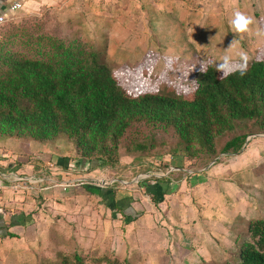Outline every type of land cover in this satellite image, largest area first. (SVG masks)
<instances>
[{
	"label": "rangeland",
	"instance_id": "1",
	"mask_svg": "<svg viewBox=\"0 0 264 264\" xmlns=\"http://www.w3.org/2000/svg\"><path fill=\"white\" fill-rule=\"evenodd\" d=\"M227 1H206L209 19L220 21L214 28L213 23H209L207 30L209 33L213 29L228 32L230 39L241 47L237 56H231L232 61L242 62L240 54L246 53L250 62L259 57L258 50L264 45L260 26L261 17L264 18V0H250L247 9L241 6L239 13L252 21L245 33L235 31L230 20L237 12L224 6ZM93 8L94 0L27 1L24 8L1 27L0 49L3 53H31L28 40L34 48L38 40L47 37L66 43L78 40L87 49L105 56L114 68L128 65L131 82L138 84L141 78L142 87H145L150 79L138 76L143 55L141 59V55H129L124 62L118 59L120 63L115 61V55V59L108 58L104 21ZM209 33L204 31L207 36L198 51L185 55L208 53L217 66L222 62L219 56L224 54L223 44ZM171 57L180 60L176 61L177 66L184 63L183 59H189L182 55ZM167 69L164 60L159 59L152 70L153 78L158 79L162 74L163 79H173L172 72ZM252 123L242 121L235 131L218 137L213 157L201 152L191 157L172 154L171 149L177 141L172 128L161 131L140 121L134 123L122 139L117 163L82 164L79 171H68V166L62 164V157H77L74 146L67 139L58 137L47 142L48 155L40 172L33 160L30 161L37 151L30 150L28 139L13 137L15 142L12 141L9 152L23 157V161H27L23 165L33 164L36 176L30 181L17 178L9 183L23 186L19 189L23 200L18 205L3 208L22 215L25 224L15 228L17 237L6 238L0 234V264H64V257L71 259L74 253L82 256L87 264H110L104 262V257L122 258L120 248L124 246L127 260L124 264H236L239 244L251 239L249 221L264 218V131ZM238 132L249 133L246 143L236 153H222L220 149L226 139ZM7 138L9 136H0V142ZM133 141L144 142L147 146L153 141L154 147L147 152H128L126 148ZM162 176L170 177V191L162 202L154 204L143 182ZM194 177H200L202 182L191 179ZM85 186L112 187L121 205L130 204L131 209L141 215L123 224L120 214L112 217L106 198L88 193ZM124 233L128 239L122 238ZM161 241L166 244L162 245ZM155 242L160 243L156 248Z\"/></svg>",
	"mask_w": 264,
	"mask_h": 264
},
{
	"label": "trees",
	"instance_id": "2",
	"mask_svg": "<svg viewBox=\"0 0 264 264\" xmlns=\"http://www.w3.org/2000/svg\"><path fill=\"white\" fill-rule=\"evenodd\" d=\"M260 26L264 35L262 17ZM28 42L31 53H3L0 49V136L38 142L67 139L77 155L61 158L68 171H79L90 163H117L122 139L140 121L161 131L172 128L177 137L172 154L191 157L199 152L213 157L215 140L235 131L242 121L253 122L264 131V45L258 50L259 57L248 62L244 76L237 68L224 78L211 56L193 55L177 66L176 57L148 51L138 66L142 69L138 76L150 79L142 87L141 78L138 84L131 82L128 65L114 68L105 56L87 49L78 40L66 43L47 37L38 40L35 48L32 41ZM159 59L164 60L173 79H163L162 74L153 78L152 70ZM248 135L233 134L220 151L238 152ZM150 147H154L153 141L149 146L133 141L126 150L147 152ZM170 182L169 176L144 180L154 204L162 202L169 193ZM84 189L106 198L112 217L120 214L123 224L141 215L130 204L121 205L112 187ZM2 216L0 228L5 232L2 236H16L7 232L9 223L2 222ZM17 222V219L10 221V225ZM248 232L251 239L239 244L236 264H264V218L249 221ZM63 260L64 264H87L77 253ZM103 260L110 264L127 262L116 255Z\"/></svg>",
	"mask_w": 264,
	"mask_h": 264
},
{
	"label": "crops",
	"instance_id": "3",
	"mask_svg": "<svg viewBox=\"0 0 264 264\" xmlns=\"http://www.w3.org/2000/svg\"><path fill=\"white\" fill-rule=\"evenodd\" d=\"M12 1L0 0V13ZM27 1L24 2L23 8ZM206 1L209 0H94L93 9L95 13L100 15L99 19L103 18L102 21H104V37L107 45L106 55L111 60L117 57L115 61L119 63L121 61L118 59L124 62L129 55H141L139 58L141 59L142 55L148 51H155L166 56L182 55V57L191 58L193 55L186 57L188 55L185 54L197 50L198 47L200 48L199 45L203 43V38L207 36H205L204 31L206 30V33H209V30H207L210 25L209 23H213V28L217 24H220V21L216 23L215 20L211 21L209 19V5ZM249 1L228 0V4L224 6L233 12H239L241 6L244 9L248 8L247 3ZM97 5L100 6V9L97 8ZM233 20L230 21L232 22ZM99 24L103 26L102 23L99 22ZM209 34L213 35L217 42L223 44L221 48L224 54L228 53L233 57L240 53L241 47L236 42L229 49V46L234 40L230 39L232 37L228 35V32H216L213 29ZM197 54L201 53L197 52ZM207 54L199 56L207 57ZM223 55L219 57L221 58ZM9 138L0 142V209H2L0 210V216L3 215L2 222L5 224L9 223L7 232L16 235L15 228L19 226L24 227L22 225L25 224L23 216L14 212H7L3 207L18 205L22 202L23 196L20 194L21 190L19 189L23 186L20 183L13 185L9 183L16 181L17 178H23L24 180L28 178L27 181H30L31 178L34 179L36 175L33 173L32 166L33 164L37 165L39 167L37 171L40 172L44 169L43 164H45L44 162L48 155L46 148L49 145L47 142L28 140L31 146L30 150H36L37 152L33 153L35 154L32 157L33 159L30 157V161L33 160L32 165H23L27 163V161H23V157H17L15 156L16 154L9 152L11 151V145L15 142L12 139L13 137ZM34 146L38 148H34ZM20 165H23V168ZM196 178L191 179L198 180L200 183L202 182L200 177ZM22 184H25V182L23 181ZM40 189L43 188L40 187ZM27 202L28 200H26ZM15 219L19 220V222L10 225V221L13 222ZM4 233V231L2 233L0 232L1 235ZM126 234H128L127 230ZM126 234L124 233L122 235L124 240L125 238L128 239ZM14 237H17V235ZM6 238H9V236ZM160 243L162 245L166 244L163 241ZM160 243L155 242L153 246L156 248ZM120 251V256L124 258L126 255V246L123 249L120 248Z\"/></svg>",
	"mask_w": 264,
	"mask_h": 264
},
{
	"label": "clouds",
	"instance_id": "4",
	"mask_svg": "<svg viewBox=\"0 0 264 264\" xmlns=\"http://www.w3.org/2000/svg\"><path fill=\"white\" fill-rule=\"evenodd\" d=\"M252 23L251 18L246 17L242 13L237 12L235 14V18L232 21L233 27L237 33H245L249 31V25ZM235 41L231 43L229 46V49L232 48ZM241 60L242 63L239 65H235L232 61V57L230 54L226 53L221 57V63L217 65V69L219 73L221 74V78H224L230 74H232L234 71L239 70L240 75L244 76L247 72V66H248V57L246 53H241ZM202 71H204V65L202 64Z\"/></svg>",
	"mask_w": 264,
	"mask_h": 264
},
{
	"label": "built area",
	"instance_id": "5",
	"mask_svg": "<svg viewBox=\"0 0 264 264\" xmlns=\"http://www.w3.org/2000/svg\"><path fill=\"white\" fill-rule=\"evenodd\" d=\"M27 0H13L7 5L5 10L0 13V26L13 16L18 10L23 8L24 2Z\"/></svg>",
	"mask_w": 264,
	"mask_h": 264
},
{
	"label": "water",
	"instance_id": "6",
	"mask_svg": "<svg viewBox=\"0 0 264 264\" xmlns=\"http://www.w3.org/2000/svg\"><path fill=\"white\" fill-rule=\"evenodd\" d=\"M247 140H248V137L246 138V141H247ZM246 141H245V143H246ZM245 143H244V144H245Z\"/></svg>",
	"mask_w": 264,
	"mask_h": 264
}]
</instances>
